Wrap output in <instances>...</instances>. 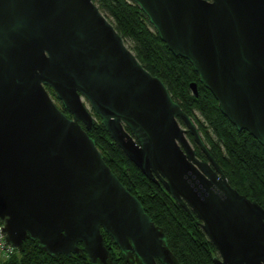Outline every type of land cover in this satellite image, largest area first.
I'll use <instances>...</instances> for the list:
<instances>
[{
    "label": "water",
    "instance_id": "1",
    "mask_svg": "<svg viewBox=\"0 0 264 264\" xmlns=\"http://www.w3.org/2000/svg\"><path fill=\"white\" fill-rule=\"evenodd\" d=\"M127 1L174 57L191 64L229 123L264 147V0ZM189 89L197 97V84ZM93 114L144 177L196 215L217 252L214 264H264V209L229 185L193 119L92 0H0L7 244L23 253L29 240L49 257L113 264L103 231L128 264H179L89 137Z\"/></svg>",
    "mask_w": 264,
    "mask_h": 264
},
{
    "label": "trees",
    "instance_id": "2",
    "mask_svg": "<svg viewBox=\"0 0 264 264\" xmlns=\"http://www.w3.org/2000/svg\"><path fill=\"white\" fill-rule=\"evenodd\" d=\"M100 12L107 13L108 21L117 33L131 43V50L139 63L151 75L157 77L167 88L172 99L183 112L195 122L201 138L210 155L219 164L229 185L250 201H255L264 209V147L246 131L236 128L220 113L212 94L204 88L191 64L174 57L150 26L139 7L127 0H92ZM197 84V97L189 89ZM57 107L67 117H71L54 92L46 87ZM94 126L88 133L95 141L105 164L120 183L135 196L145 213L160 227L167 240L169 250L179 264H214L217 252L199 225L196 215L182 209L159 183L144 177L113 143L93 114ZM199 160L205 155L187 135ZM104 245L113 256V264H128L122 258L112 239L101 231ZM0 264H88L78 255L49 257L33 242L25 241L23 253L15 254Z\"/></svg>",
    "mask_w": 264,
    "mask_h": 264
},
{
    "label": "built area",
    "instance_id": "3",
    "mask_svg": "<svg viewBox=\"0 0 264 264\" xmlns=\"http://www.w3.org/2000/svg\"><path fill=\"white\" fill-rule=\"evenodd\" d=\"M16 249L7 244L3 235V225L0 224V262L6 261L15 254Z\"/></svg>",
    "mask_w": 264,
    "mask_h": 264
},
{
    "label": "rangeland",
    "instance_id": "4",
    "mask_svg": "<svg viewBox=\"0 0 264 264\" xmlns=\"http://www.w3.org/2000/svg\"><path fill=\"white\" fill-rule=\"evenodd\" d=\"M102 13V15L107 19V13H103V12H101ZM108 20V19H107ZM123 42H124V44H125V46L132 52V50H131V43L129 42V41H127V40H124L123 39ZM133 53V52H132ZM51 96V95H50ZM52 98V97H51ZM52 100H53V102L55 103V105L57 106V104H56V102H55V100L52 98ZM58 100V99H57ZM59 101V100H58ZM83 102L86 104V106H87V108H89V105H88V103L86 102V100L85 99H83ZM58 108V107H57Z\"/></svg>",
    "mask_w": 264,
    "mask_h": 264
}]
</instances>
